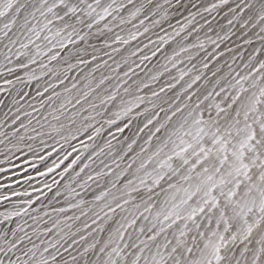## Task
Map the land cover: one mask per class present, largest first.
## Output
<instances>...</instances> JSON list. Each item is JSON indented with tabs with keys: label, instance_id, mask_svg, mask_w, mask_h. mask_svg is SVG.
Listing matches in <instances>:
<instances>
[{
	"label": "snow or ice",
	"instance_id": "6c2138e0",
	"mask_svg": "<svg viewBox=\"0 0 264 264\" xmlns=\"http://www.w3.org/2000/svg\"><path fill=\"white\" fill-rule=\"evenodd\" d=\"M0 173V264H264V0H0Z\"/></svg>",
	"mask_w": 264,
	"mask_h": 264
},
{
	"label": "rangeland",
	"instance_id": "374dc122",
	"mask_svg": "<svg viewBox=\"0 0 264 264\" xmlns=\"http://www.w3.org/2000/svg\"><path fill=\"white\" fill-rule=\"evenodd\" d=\"M10 174V173H9ZM4 174L0 173V177H2Z\"/></svg>",
	"mask_w": 264,
	"mask_h": 264
}]
</instances>
